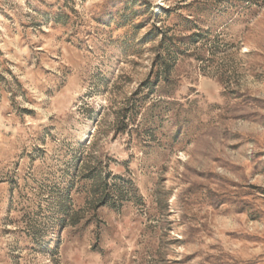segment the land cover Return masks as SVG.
Returning <instances> with one entry per match:
<instances>
[{"label": "rangeland", "instance_id": "374dc122", "mask_svg": "<svg viewBox=\"0 0 264 264\" xmlns=\"http://www.w3.org/2000/svg\"><path fill=\"white\" fill-rule=\"evenodd\" d=\"M164 37L161 127L105 134ZM0 264H264V0H0Z\"/></svg>", "mask_w": 264, "mask_h": 264}, {"label": "trees", "instance_id": "16d2710c", "mask_svg": "<svg viewBox=\"0 0 264 264\" xmlns=\"http://www.w3.org/2000/svg\"><path fill=\"white\" fill-rule=\"evenodd\" d=\"M167 13V12H166ZM148 37L141 41V45L148 43ZM172 41L166 37L162 41L160 49H163L165 53H158L152 60L151 70L147 74L146 78L141 81L137 88L132 92L125 93L124 85L131 82L130 78L119 77L116 78V63L113 69L108 75L102 77L101 82L104 85L113 83L118 90V95L121 98L119 107L112 111V122L109 125V131H105V134L112 132L113 137L118 138L120 136L132 137L136 134H149L154 137L153 132L157 131L164 120L166 113L165 106L171 105L169 102L163 99L171 98L175 91L178 81L173 77V65L171 63L172 57L168 53V45ZM136 55H140L142 52L141 47L133 49L132 51ZM125 79V81H122ZM158 97V98H155ZM160 99V100H159ZM158 101V102H157ZM106 107H101L102 116L96 122L99 125L101 120L106 114ZM96 144L93 143V135L89 134L86 137L84 143L80 145L82 150L94 148ZM77 172H84L85 179L91 181L90 195L95 204L98 206L106 205V190L103 189L107 185L103 184L104 178L101 177V173L104 170L102 158H92L89 160H80L76 165ZM104 185V188H103Z\"/></svg>", "mask_w": 264, "mask_h": 264}, {"label": "bare ground", "instance_id": "6f19581e", "mask_svg": "<svg viewBox=\"0 0 264 264\" xmlns=\"http://www.w3.org/2000/svg\"><path fill=\"white\" fill-rule=\"evenodd\" d=\"M85 140H81V143H83Z\"/></svg>", "mask_w": 264, "mask_h": 264}]
</instances>
